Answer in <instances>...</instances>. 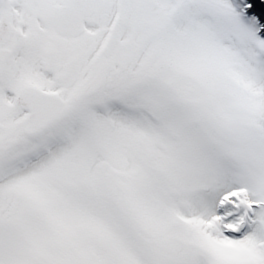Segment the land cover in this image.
Returning a JSON list of instances; mask_svg holds the SVG:
<instances>
[{
    "label": "snow or ice",
    "instance_id": "6c2138e0",
    "mask_svg": "<svg viewBox=\"0 0 264 264\" xmlns=\"http://www.w3.org/2000/svg\"><path fill=\"white\" fill-rule=\"evenodd\" d=\"M0 264H264V0H0Z\"/></svg>",
    "mask_w": 264,
    "mask_h": 264
}]
</instances>
